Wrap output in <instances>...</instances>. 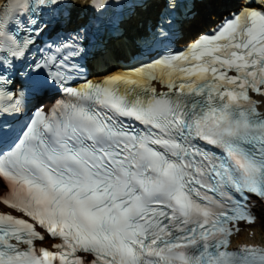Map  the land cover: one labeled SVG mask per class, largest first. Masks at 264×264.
Returning <instances> with one entry per match:
<instances>
[{"label": "snow or ice", "instance_id": "1", "mask_svg": "<svg viewBox=\"0 0 264 264\" xmlns=\"http://www.w3.org/2000/svg\"><path fill=\"white\" fill-rule=\"evenodd\" d=\"M261 205L264 0H0V264H264Z\"/></svg>", "mask_w": 264, "mask_h": 264}, {"label": "bare ground", "instance_id": "2", "mask_svg": "<svg viewBox=\"0 0 264 264\" xmlns=\"http://www.w3.org/2000/svg\"><path fill=\"white\" fill-rule=\"evenodd\" d=\"M213 15H214V14H213ZM213 17H214V16H212L211 18L214 19ZM257 226H260V227H261V229H262L261 236H262V238H264V219H261V220L259 221V223H258Z\"/></svg>", "mask_w": 264, "mask_h": 264}]
</instances>
